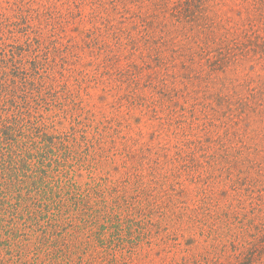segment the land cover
Here are the masks:
<instances>
[{
  "label": "rangeland",
  "instance_id": "rangeland-1",
  "mask_svg": "<svg viewBox=\"0 0 264 264\" xmlns=\"http://www.w3.org/2000/svg\"><path fill=\"white\" fill-rule=\"evenodd\" d=\"M172 1L0 0V36L37 40L27 67L37 65L52 90L33 107L51 133L71 135L58 150L68 177L103 190V200H117L133 220L114 247H92L77 222L64 229L77 216L72 210L51 211L65 221L58 244L70 246L71 264H264V99H238L264 81L261 46L254 51L256 42L246 41L252 62L216 72L234 89L217 96L215 79L179 71L183 58L171 49L199 40L191 27L201 20L177 14ZM245 6L210 0L196 16L218 22V36L233 31L242 40ZM151 19L165 21L168 32L144 44L139 30ZM158 40L161 56L175 60H164L167 71L152 52ZM15 213H0V264H41L48 250L52 259L60 248L44 233L45 216Z\"/></svg>",
  "mask_w": 264,
  "mask_h": 264
},
{
  "label": "trees",
  "instance_id": "trees-1",
  "mask_svg": "<svg viewBox=\"0 0 264 264\" xmlns=\"http://www.w3.org/2000/svg\"><path fill=\"white\" fill-rule=\"evenodd\" d=\"M209 1H172L173 10L177 14L184 15V12H190L195 15L196 20H201L199 22L201 26H196L198 24L196 22V27H191L192 34L200 38L192 41V46L171 49V51L183 58V60L179 59V71L189 70L186 72L190 75L189 78H197L200 75L205 82L215 79L218 86L215 89L219 91L217 96L222 94L226 97L227 90L234 91L233 88L227 87L226 80L230 77L220 76L216 72L226 74V70L233 62L245 58L250 60L248 55L250 48L246 41L256 42L254 51L261 46L258 51L261 52L259 59H264V35L260 36L261 34L255 29L256 24L252 22L253 15L256 14L257 21L264 25V0H242L246 5L242 12H246L249 25L248 29H244L245 36L242 40L238 36L232 37L233 31L228 32L225 26L220 28L228 33L218 36L219 33L214 31L218 22L205 16H196L198 9L199 11L207 9ZM144 22L141 24L143 28L139 30L141 34L138 39L144 44L146 40H154L149 38V35L168 32L165 21L158 22L151 19ZM35 43L37 40L32 42L26 40L23 44L10 43L5 37L0 36V213L6 215L9 212H17L15 215L12 214V217L23 218L26 221L39 215L45 216L47 225L44 233L51 235V239L54 238L51 243H57L56 248L60 249L53 253L52 259L51 251L48 250L46 263L44 261L41 264H71L70 246L65 248L63 243L58 244L65 239L58 236L64 233L60 227L63 224L61 222L65 221L61 219L60 222L58 214L47 215L51 211L63 209L65 206L68 210H72L77 216H73L74 218L69 220L68 226L64 229L70 228L73 222H77V230L84 232L86 242L91 243L92 247H114L115 241H123L122 238L126 233L130 235L133 220L128 217L129 215L122 217L118 212L120 206L117 200L109 206L103 200L105 194L103 190L93 186L82 189L68 177L70 170L65 171L67 165L66 162L60 161L58 150L68 147L66 143L69 142L71 135L51 133L49 126L36 115L37 111L33 107V104L38 107L44 101L45 95L52 90V87L45 85L37 65L33 68L27 67V63L33 62L27 60L25 56H28V50ZM152 44L157 65L165 66L167 71L164 60L167 63L175 60L164 59L161 56L159 48L164 44H160L159 40ZM198 57L199 70L193 72L191 66L197 65ZM173 67L177 66L173 65ZM234 67L236 68L231 70L238 72L239 65ZM251 83L255 85H248V96L238 98L242 103L243 100L248 102L249 97L264 99V81ZM223 97L219 98L224 100ZM69 202L74 206L73 209L68 205ZM52 261L54 262L50 263ZM76 264L83 263L79 261Z\"/></svg>",
  "mask_w": 264,
  "mask_h": 264
}]
</instances>
